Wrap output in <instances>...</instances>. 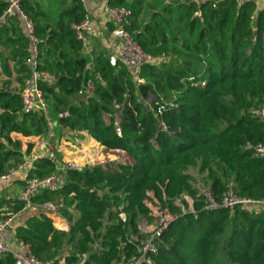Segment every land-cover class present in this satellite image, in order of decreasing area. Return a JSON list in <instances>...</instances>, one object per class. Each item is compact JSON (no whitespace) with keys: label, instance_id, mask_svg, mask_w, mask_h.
Masks as SVG:
<instances>
[{"label":"trees","instance_id":"1","mask_svg":"<svg viewBox=\"0 0 264 264\" xmlns=\"http://www.w3.org/2000/svg\"><path fill=\"white\" fill-rule=\"evenodd\" d=\"M108 4L132 12L126 30L153 61L140 70L142 83L121 62L112 64L102 53L93 59L92 69L87 68L89 60L72 29L86 14L79 0H20L16 15L0 27L1 74L10 76L14 63L21 88L11 90L5 84L0 89V139L5 141L0 143V175L22 163L34 146L27 143L23 150L22 142L11 135L44 140L49 120L61 131L78 132L104 151L123 152L132 160L77 170L61 168L56 158H35L29 178L62 175L66 184L60 196L74 214L64 212L70 226L58 231L39 213L16 228V239L40 261L114 264L121 246L131 248L128 241L138 235L140 219L149 218L148 193L168 205L173 215L181 214L173 202L188 196L194 213L183 214L162 232L154 264H264V212L255 216L239 209L205 210L204 197L188 173L202 175L218 203L229 183L240 198L264 200V159L244 150L247 143L264 144V121L247 114L264 105V10L222 2L215 8L203 5L197 18L195 8L181 0ZM5 9L0 0V16ZM21 16L37 40L35 70L55 77L54 85L37 84L48 118L22 112L20 92L32 74V54ZM89 79L95 81V92L82 100L79 95ZM195 82L204 86L195 87ZM159 106L164 107L160 112ZM62 113L64 118L59 117ZM117 116L120 136L114 127ZM95 188H107L110 196L99 198L90 192ZM48 200L45 191L32 198L39 205ZM3 205L13 213L23 208L16 199L0 197V208ZM67 247L61 262L59 255ZM0 264L14 261L4 255Z\"/></svg>","mask_w":264,"mask_h":264},{"label":"built area","instance_id":"2","mask_svg":"<svg viewBox=\"0 0 264 264\" xmlns=\"http://www.w3.org/2000/svg\"><path fill=\"white\" fill-rule=\"evenodd\" d=\"M6 3V9L0 16V27L6 24V22L14 17L18 12L20 0H2ZM115 0H104V12L108 16L110 22L113 25L111 36L113 39L119 40L115 48L116 60L121 62L133 75L137 82L142 83L139 80L138 75L142 67L147 63L153 61L149 56L143 52L139 45L133 40L132 35L126 30V26L129 24V19L132 12L126 7H110L108 2ZM187 5H191L195 8L194 17H201V7L206 4L212 5L215 8L222 2L235 3L237 6H243L246 4H254L258 10H264V0H181ZM26 23L27 30L30 34L31 40V54L32 59L28 61V65L32 70L31 77L24 81L23 88L20 92V98L22 102V112L24 114L40 113L48 118V106L43 101L42 94L37 88L39 82L54 85L55 77L45 71L35 70L36 61L35 58L38 55L37 40L32 35V27L30 22L25 16H21ZM89 27L88 16L85 15L81 23L72 25V29L75 31L77 40L81 42L85 47L86 38L84 36L85 31ZM89 70L92 68L88 65ZM95 79L100 83H103L100 76L96 74ZM193 80V79H190ZM189 80V81H190ZM195 87H203L204 83L193 84ZM95 92V81L89 79L83 85L82 91L79 97L82 100H87L93 96ZM172 106V104H169ZM163 106L158 107V112L163 110ZM249 117L255 120L264 121V105L250 108L247 111ZM65 113L59 114L60 118H64ZM50 122V120H49ZM120 118L116 117L114 127L118 136L121 135ZM0 143L5 144L4 139H0ZM38 148H46L48 151H53L56 147V140L54 135L49 130L46 139L37 145ZM244 150L251 153V157L254 159H264V144H250L247 143ZM34 158L25 157L22 163L17 164L15 167L8 170L7 173L0 175V184H8L16 179H21L22 187H20L15 195L17 202L23 204L22 210H26L32 206V198L39 195L42 192H46L49 200L39 205V212L46 215L53 223V226L58 231H65L67 229V219L64 217V212H73V208L65 203L64 197L60 196V190L66 184V180L62 175L51 174L47 177L29 178V172L33 169ZM66 169H76L74 163L67 162L65 164ZM91 193H95L99 198L109 197V191L107 188H95L90 190ZM200 194L204 197V209L207 211L215 210H229L233 212L235 209L244 211L247 214L259 216L264 212V200H251L246 198H240L234 193L233 183H229L225 187V192L222 197V201L218 203L211 195L208 189H204ZM189 199L188 197L186 198ZM158 203V202H157ZM187 210L180 209L178 205H174L181 210V214H171L168 207L164 211H158L156 219L151 223V228L144 230L147 224H143V218L140 219L137 228L138 235L130 238L128 241L131 244V248L128 249L126 244L121 246V253L119 259L114 264H154V257L158 252V242L162 232L167 226L175 221L178 217L186 213H194L193 203L186 201ZM165 206V205H164ZM119 210L121 207L118 208ZM13 213L8 205H3L0 208V257L4 255H11L14 264H52V261H40L34 257L30 247L22 241L17 242V247L7 244L4 240V234L7 228L12 224L14 218L22 211ZM151 213H149V216ZM119 218L125 222V215L120 214ZM151 220V218H150ZM64 224V225H63ZM59 259V258H58Z\"/></svg>","mask_w":264,"mask_h":264},{"label":"crops","instance_id":"3","mask_svg":"<svg viewBox=\"0 0 264 264\" xmlns=\"http://www.w3.org/2000/svg\"><path fill=\"white\" fill-rule=\"evenodd\" d=\"M85 10V15L89 19V27L85 31L84 36L86 38L85 47H83V54L85 58L89 60L88 64L92 68L93 59L100 53L104 54L106 57L111 55L114 60L115 48L119 43V40L113 39L111 36V31L113 27L108 16L104 12L105 2L104 0H79ZM25 21V20H24ZM26 24V23H25ZM112 27V28H111ZM111 28V31H110ZM14 63H10V76H4L1 74L0 69V89L6 85L11 90H20V84L18 83V75L14 72ZM143 82V81H142ZM77 99V98H76ZM76 99L74 101H76ZM80 99V98H78ZM49 130L54 135L56 140V147L53 151H48L46 148H38L37 145L42 143L44 140L38 138H23L19 135L12 134L11 137L17 138L22 142V149H26L27 143H33V149L29 157L38 158L47 156L53 159H57L65 166L67 162H73L76 168H83L87 165L86 163V150L90 146H98V144L89 138H81L78 132H67L61 131L56 127L55 123L50 120ZM74 137V142H71L67 137ZM79 143V145H77ZM123 153V152H121ZM59 165V164H58ZM21 179H16L10 183L0 184V197H7L15 199V195L20 187H22ZM39 204L32 202V206L26 210H22L13 220L12 224L7 228L3 240L13 247H17V242L19 241L15 237L16 228L20 227L27 221L30 217L38 215L40 212L38 210ZM74 214V212H72ZM64 225V224H63ZM69 222L67 221V229H69ZM55 228V227H54ZM69 248L65 249L61 255H59V260L64 261V257L67 256ZM85 259V258H84Z\"/></svg>","mask_w":264,"mask_h":264},{"label":"rangeland","instance_id":"4","mask_svg":"<svg viewBox=\"0 0 264 264\" xmlns=\"http://www.w3.org/2000/svg\"><path fill=\"white\" fill-rule=\"evenodd\" d=\"M183 36H185V34H183ZM149 100H152V98H150ZM105 119L107 121V117ZM85 161H86L85 165H89V166L103 165L106 163H113L115 165L132 163V160L130 159V157L126 155L125 153H121L119 151H104L99 145L90 146L86 150V160ZM188 173L193 177L194 179L193 186L195 189L198 190L199 194L204 189H207L203 185L202 175H200L196 170H190ZM187 197L188 196H183L179 199H176L173 202V205H178L180 209L187 210L188 207H185L183 203L184 202L186 203V201H189V203L191 202L193 203V200L190 197H188L189 199L187 200L186 199ZM145 204L147 208L149 209V213H151L149 218H143L142 220L143 224L145 223L147 224V226H145L144 228V230H147L148 228L149 229L151 228V223L156 219V215L158 211H161V212L164 211L166 209L164 207H168V205L163 206L157 203L152 193H148V199L145 201Z\"/></svg>","mask_w":264,"mask_h":264},{"label":"water","instance_id":"5","mask_svg":"<svg viewBox=\"0 0 264 264\" xmlns=\"http://www.w3.org/2000/svg\"><path fill=\"white\" fill-rule=\"evenodd\" d=\"M106 58H107V59L110 61V63H112V64L115 62L113 56H111V55L107 56ZM76 169H77V170H81L80 168H76Z\"/></svg>","mask_w":264,"mask_h":264}]
</instances>
